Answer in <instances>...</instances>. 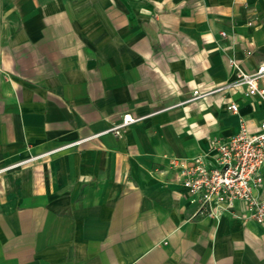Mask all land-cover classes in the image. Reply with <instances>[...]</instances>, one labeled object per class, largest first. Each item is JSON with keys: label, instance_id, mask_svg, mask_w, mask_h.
Wrapping results in <instances>:
<instances>
[{"label": "crops", "instance_id": "0c3cea01", "mask_svg": "<svg viewBox=\"0 0 264 264\" xmlns=\"http://www.w3.org/2000/svg\"><path fill=\"white\" fill-rule=\"evenodd\" d=\"M233 59L264 62V0H0V264H264V224L196 214L165 158L256 131L242 87L192 100Z\"/></svg>", "mask_w": 264, "mask_h": 264}, {"label": "built area", "instance_id": "2783aa9c", "mask_svg": "<svg viewBox=\"0 0 264 264\" xmlns=\"http://www.w3.org/2000/svg\"><path fill=\"white\" fill-rule=\"evenodd\" d=\"M231 65L236 71V80L210 91L195 90L192 100L221 91L225 87H242L247 98H259L264 105V86L260 84L264 77V62L253 72L245 71L234 59L231 60ZM228 108L233 112L239 111L235 103ZM141 119L142 117L126 112L119 123L105 132L121 136L123 129ZM165 158L168 160V167L178 173L185 195L190 204L195 206L196 214L219 219L224 211L234 208L235 202L240 201L243 204L244 218L264 224V195L255 193L263 184L264 119L256 131L251 132L241 118L240 129L236 134L227 139L212 137L210 152L191 159L173 155Z\"/></svg>", "mask_w": 264, "mask_h": 264}]
</instances>
